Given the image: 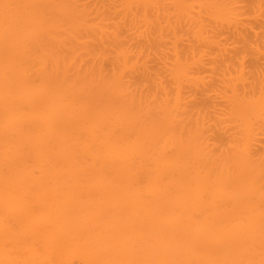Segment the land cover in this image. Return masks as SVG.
Returning <instances> with one entry per match:
<instances>
[{"label":"bare ground","instance_id":"obj_1","mask_svg":"<svg viewBox=\"0 0 264 264\" xmlns=\"http://www.w3.org/2000/svg\"><path fill=\"white\" fill-rule=\"evenodd\" d=\"M38 1L0 0V264H264V177L242 172L251 121L264 119V76L254 67L245 78L242 67L252 29L242 28L229 84L238 97L250 80L245 104L228 108L244 128L236 161L206 168L197 150L188 165L167 154L171 112L159 124L123 125V115L47 91L44 76L28 78L26 40L42 22L39 10L23 12ZM215 2L208 7L236 21ZM255 38L264 57V31ZM120 65L119 77L129 62ZM171 75L178 88L180 72Z\"/></svg>","mask_w":264,"mask_h":264},{"label":"rangeland","instance_id":"obj_2","mask_svg":"<svg viewBox=\"0 0 264 264\" xmlns=\"http://www.w3.org/2000/svg\"><path fill=\"white\" fill-rule=\"evenodd\" d=\"M176 1L39 0L36 10L23 12L30 18L39 10L42 22L29 35L33 41L26 40V75L44 76L47 91L127 117L123 125L159 124L171 112L164 134L167 154L182 156L188 165L197 150L202 166L232 168L234 139L244 128L230 118L228 108L233 99L245 104L242 93L250 80L239 85L238 97L229 84L237 77L241 62L235 56L248 33L254 45L242 60L244 76L254 67L264 76L255 38L264 31V0H220L236 14L230 23L224 20L228 14L208 7L215 0H179L180 6ZM243 26L252 30L242 31ZM123 57L129 67L119 77ZM174 71L180 72L178 88ZM177 89L180 99L172 109ZM256 119L251 121L248 168L242 172L264 177V119Z\"/></svg>","mask_w":264,"mask_h":264}]
</instances>
